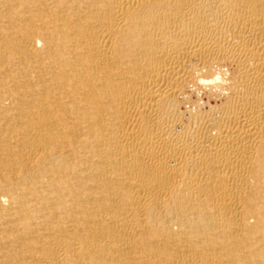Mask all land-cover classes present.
<instances>
[{
    "label": "bare ground",
    "instance_id": "1",
    "mask_svg": "<svg viewBox=\"0 0 264 264\" xmlns=\"http://www.w3.org/2000/svg\"><path fill=\"white\" fill-rule=\"evenodd\" d=\"M0 194V264H264V0H0Z\"/></svg>",
    "mask_w": 264,
    "mask_h": 264
},
{
    "label": "clouds",
    "instance_id": "2",
    "mask_svg": "<svg viewBox=\"0 0 264 264\" xmlns=\"http://www.w3.org/2000/svg\"><path fill=\"white\" fill-rule=\"evenodd\" d=\"M36 47H43V41L39 38L35 41ZM191 73V82L188 87L189 90L197 96H203L205 92L214 91L220 96L228 97L233 91L232 73L227 66L216 64L209 68L205 65L192 64L189 67ZM193 113L195 109H192ZM9 198L0 194V207H7ZM175 226L173 231H178Z\"/></svg>",
    "mask_w": 264,
    "mask_h": 264
}]
</instances>
